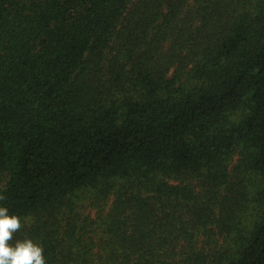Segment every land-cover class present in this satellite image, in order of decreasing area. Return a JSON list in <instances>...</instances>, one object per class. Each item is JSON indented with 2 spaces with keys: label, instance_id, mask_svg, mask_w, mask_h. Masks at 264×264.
Segmentation results:
<instances>
[{
  "label": "trees",
  "instance_id": "16d2710c",
  "mask_svg": "<svg viewBox=\"0 0 264 264\" xmlns=\"http://www.w3.org/2000/svg\"><path fill=\"white\" fill-rule=\"evenodd\" d=\"M0 197L46 264H264V0H0Z\"/></svg>",
  "mask_w": 264,
  "mask_h": 264
},
{
  "label": "clouds",
  "instance_id": "9594fccd",
  "mask_svg": "<svg viewBox=\"0 0 264 264\" xmlns=\"http://www.w3.org/2000/svg\"><path fill=\"white\" fill-rule=\"evenodd\" d=\"M21 226L19 217L10 216L7 207L0 206V264H46L41 245L31 239L12 242Z\"/></svg>",
  "mask_w": 264,
  "mask_h": 264
},
{
  "label": "rangeland",
  "instance_id": "374dc122",
  "mask_svg": "<svg viewBox=\"0 0 264 264\" xmlns=\"http://www.w3.org/2000/svg\"><path fill=\"white\" fill-rule=\"evenodd\" d=\"M81 199L85 200L87 199L86 197H82ZM86 204V203H85ZM86 211H88L87 214H90L91 216L93 215L94 216V212L97 211L96 209H91V208H88Z\"/></svg>",
  "mask_w": 264,
  "mask_h": 264
}]
</instances>
